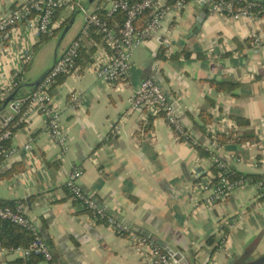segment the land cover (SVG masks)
Listing matches in <instances>:
<instances>
[{
    "label": "crops",
    "instance_id": "1",
    "mask_svg": "<svg viewBox=\"0 0 264 264\" xmlns=\"http://www.w3.org/2000/svg\"><path fill=\"white\" fill-rule=\"evenodd\" d=\"M29 1L0 0V20ZM207 1L191 0L179 15L167 19L164 31L171 35L170 51L158 39L145 41L134 52L128 78L113 85L100 82L93 67L98 54L110 51L102 41L82 39V50L90 58L53 89L69 143L64 156L50 140L40 115L28 123H21L20 118L13 124L16 132L10 145L20 150L0 171V200L25 204L26 214L37 223L58 264L146 261V253L126 236L94 224L70 198L66 183L77 168L84 171L78 184L86 194L137 227L141 235L147 234L164 251L180 253L187 264H252L264 258V190L256 185L264 176V18L250 23L211 14V1ZM202 13L206 19L195 32ZM76 15L59 11L53 36L34 42L21 27L20 37L0 53L1 88L24 48L34 52L20 78V100L0 104V125L19 113L34 90L30 85L82 32L85 17L78 23ZM58 31L62 34L57 40ZM253 31L256 38L251 37ZM45 42H53L52 47L58 42L51 57L50 45L39 50ZM94 46L92 54L89 51ZM185 49L192 54L190 58L184 56ZM38 60L37 68L41 65L44 72L27 80L25 73L30 68L33 72ZM149 78L173 104L191 143L179 141L164 117L146 110L130 111L141 82ZM211 81L233 87L231 91L218 90ZM73 93L81 97V105L74 111L69 105ZM235 118L247 119L250 125L239 126ZM146 123L147 132L142 129ZM115 127H120L119 133H113ZM220 135L254 138L219 144ZM29 139L33 140L30 154L21 149ZM214 157L251 177L241 180L224 201L210 207L205 204L209 194L202 184L217 177ZM212 236L226 240L216 251L207 245ZM17 259L0 256V264ZM171 264L181 263L173 258Z\"/></svg>",
    "mask_w": 264,
    "mask_h": 264
},
{
    "label": "built area",
    "instance_id": "2",
    "mask_svg": "<svg viewBox=\"0 0 264 264\" xmlns=\"http://www.w3.org/2000/svg\"><path fill=\"white\" fill-rule=\"evenodd\" d=\"M85 2V0H31L0 20L1 53L7 45L12 46L20 37L21 27L25 28L34 42L40 37L53 36V31L57 28L54 19L59 11L63 10L69 14L79 11L85 17L82 37L74 40L67 47L57 58L54 68L25 99V111L21 117V123H28L34 115H40L45 120L50 140L60 150L61 157L67 153L69 143L64 127L63 111L54 100L53 89L61 77L73 74L77 70V60L83 48L82 39H88L92 33L101 37L103 46L110 52L98 54L93 62L94 71L100 82L113 85L117 81H124L128 78L134 52L145 41L158 39L170 51L171 35L168 30L164 31L166 21L179 15L187 5L186 0H142L138 3H130L127 0H105L99 6L92 8ZM256 7L258 6L250 0L211 1L210 13L223 15L235 21L246 20L256 23L259 17L264 18V8L256 12ZM120 14L125 17L122 24L116 20ZM141 18H144V28L138 26ZM251 37H257L255 31L252 32ZM33 58L32 48H24L19 63L4 86L0 88V104L4 103L19 86L21 75ZM69 105L72 111L81 105L80 95L73 93ZM144 110L150 115L164 117L179 141L192 142L173 104L160 85L150 78L141 82L139 90L131 100L130 111L132 113ZM142 118L144 120L145 116ZM261 127L264 128V121L261 122ZM119 130L120 127H115L113 133H119ZM211 131L213 140H216L217 134L214 130L211 129ZM13 136L11 131L0 134V171L13 160L20 150L15 145L4 148V143L11 142ZM32 142L33 140L29 139L21 146V149L29 154L32 153ZM213 163L219 170L218 180L215 183L209 180L202 184L203 191L209 194L205 199V204L210 207L224 201L232 190L241 184V181H230L232 165L229 162L214 157ZM83 175L84 171L81 168L75 169L66 183V188L69 195L71 194V199L77 200V205L88 211L86 214L89 215L91 221L94 224L108 227L116 235L126 236L146 253V261L143 264H171L173 257L170 254L163 253L149 237L132 230L130 225L119 219L117 215L110 213L80 188L78 182ZM256 185L264 190V176ZM4 221L23 228L32 235L33 240L28 247L8 249L0 246V256L28 259L34 255L40 256L47 264H58L49 246L40 235L37 223L26 214L24 203L17 202L12 207L2 206L0 203V225ZM221 237L224 245L226 240L224 236Z\"/></svg>",
    "mask_w": 264,
    "mask_h": 264
},
{
    "label": "trees",
    "instance_id": "3",
    "mask_svg": "<svg viewBox=\"0 0 264 264\" xmlns=\"http://www.w3.org/2000/svg\"><path fill=\"white\" fill-rule=\"evenodd\" d=\"M127 1H129L130 3H138V2H141L142 0H127ZM186 1L188 3L191 0H186ZM211 1L212 2H217L219 0H211ZM250 1L253 2L252 0H250ZM253 3H255V2H253ZM256 6H258V7H256L255 10H256V12H258V11H260V10H262L264 8V3H257ZM124 19H125V17L122 14H120V15H118L116 17V20L120 24L123 23ZM138 24H139L140 28H144V18H141L139 20ZM81 37H82V32L75 38V40H77V39H79ZM88 40L94 41V42L97 43V41L101 42V37L99 35H97V34L92 33L89 36ZM95 48L96 47L94 46V48L90 49L89 52L93 54L94 51H95ZM85 51L86 50H81L80 56H79V58L77 60V66H80V65L84 66L85 62L87 61V59L90 58L89 55H87L85 53ZM183 54H184V56L186 58H190L192 56V54L187 49L184 50ZM198 57L201 58L200 55H198ZM63 81H64V77H61L58 82L60 84ZM211 84L213 86H215V87H219L218 90L230 89V91H231V88L233 87L230 84H225V83L221 84V83H216V82H213V81H211ZM20 85L21 84H19V86L12 92V94L9 96V98L21 87ZM17 95L14 97L13 100H17V101L20 100L19 98L17 99ZM24 108H25V106L24 107H20L19 113L16 114V116L10 122H7L6 124L0 125V134H3L6 131H11L12 134L14 135V133L16 132V129L13 128V124L19 121V119L21 118L22 114L24 113ZM235 121L239 124V126H249L250 125V121L247 120V119L245 120L243 118H235ZM148 126H149L148 123H146V124L142 125V129L147 132V130L149 128ZM253 138L254 137H242V136L238 137V138H234L233 135H230L228 137H226L224 135H220L218 143L222 144V143H224L226 141L227 142L228 141H233V139H236L235 141L242 143V141H244V140H252ZM9 147H10V141L4 143V148H9ZM206 155H208V153H206ZM214 168L216 169V174L218 176L219 170L216 167H214ZM248 177H251V176L250 175H241V173H238L235 170V168L233 166H231V173L229 175V179H230L231 182H239V181L243 180L244 178H248ZM217 180H218V177H216V179H214L213 182L215 183ZM70 198H71V194H70ZM72 200L77 204V202H78L77 200H75V199H72ZM17 202L18 201H1L0 200V203H1L2 206H11L12 207ZM82 212L87 213L88 211L86 209H83ZM32 240H33L32 235L30 233H28L26 230H24L23 228L15 226V225H13V224H11L9 222H6V221L1 223V225H0V246L1 247L8 248V249L17 248V247H28L31 244ZM207 245L211 246V247H214V251H216L222 245V237H216V236L210 237L207 240ZM161 250L163 251V253L169 254L166 251H164L162 248H161ZM42 261L43 260H42V258L40 256H34L33 255L30 258H28V259H17V261L12 263V264H39Z\"/></svg>",
    "mask_w": 264,
    "mask_h": 264
},
{
    "label": "water",
    "instance_id": "4",
    "mask_svg": "<svg viewBox=\"0 0 264 264\" xmlns=\"http://www.w3.org/2000/svg\"><path fill=\"white\" fill-rule=\"evenodd\" d=\"M95 1H97V0H88L87 1V3H86V5L87 6H91ZM208 2V1H207ZM80 12L78 11L77 12V14H79ZM206 19V14L205 13H202L201 15H200V17H199V19H198V22H197V25L195 26V29H194V31L195 30H198L201 26H202V24L204 23V20ZM71 25H72V23H70L69 25H68V27H67V29L66 30H69V28L71 27ZM193 31V32H194ZM196 32V31H195ZM57 55L55 56V58H54V62H53V65H52V67H50L37 81H35L34 83H32L31 85H30V88H33V89H36L38 86H39V84L41 83V81L46 77V75L54 68V66L56 65V62H57ZM17 93H18V91H16L6 102H5V106H7L13 99H14V97L17 95ZM28 96H26V98H27ZM4 120V119H3ZM130 227L132 228V230H135V231H137L138 232V229H137V227H135V226H133L132 227V225H130ZM144 236H147L148 237V235L146 234V235H144ZM166 252L167 253H169L177 262H180L181 264H187L185 261H184V258H183V256L180 254V253H176V252H174V251H172L171 249H167L166 250ZM264 263V258H262V259H260V260H258V261H256V262H254V263H252V264H263Z\"/></svg>",
    "mask_w": 264,
    "mask_h": 264
},
{
    "label": "rangeland",
    "instance_id": "5",
    "mask_svg": "<svg viewBox=\"0 0 264 264\" xmlns=\"http://www.w3.org/2000/svg\"><path fill=\"white\" fill-rule=\"evenodd\" d=\"M76 17L78 18V23H82V21H83V15H82V13L77 14ZM61 34H62V31H58L57 40L60 38ZM49 43H50V44H49ZM51 43H53V42H45V43H43V44L41 45V47L39 48V50H40L41 48H45V47H47V45H50V46H49L50 57H51L52 54H54L58 42H56L55 45H54L53 47L51 46ZM53 56H54V55H53ZM38 65H39V60H38V62H37V65H35V66L33 65V66H32V67H34V71H33V72H32V69L30 68V69L25 73V78H27V80H33V79H31V78H33V77H32L33 75H35L36 78H38V77L44 72V71H42L41 65H40V69L37 68ZM28 82H31V81H28Z\"/></svg>",
    "mask_w": 264,
    "mask_h": 264
}]
</instances>
